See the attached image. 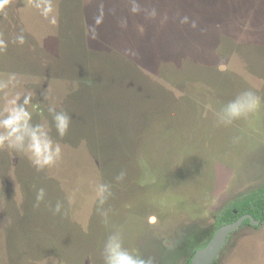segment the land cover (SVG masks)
<instances>
[{"label":"rangeland","instance_id":"rangeland-1","mask_svg":"<svg viewBox=\"0 0 264 264\" xmlns=\"http://www.w3.org/2000/svg\"><path fill=\"white\" fill-rule=\"evenodd\" d=\"M34 3L0 9V81L15 78L0 111L31 93L32 121L62 155L37 171L0 148V264H104L116 230L155 264H188L216 215L264 186V0H52L55 23ZM244 90L259 108L218 124ZM51 105L71 116L63 138ZM211 264H264V222L232 233Z\"/></svg>","mask_w":264,"mask_h":264},{"label":"clouds","instance_id":"clouds-1","mask_svg":"<svg viewBox=\"0 0 264 264\" xmlns=\"http://www.w3.org/2000/svg\"><path fill=\"white\" fill-rule=\"evenodd\" d=\"M8 0H0V9H3ZM34 6L40 10V14L51 23H55L52 0H35ZM137 9H133L136 11ZM183 22H187V17ZM193 22V27H195ZM13 43L24 44L25 37L20 34L15 37ZM7 47V42L0 39V50ZM14 77L8 81H0V89H6L10 84H14ZM32 103V94H17L7 101L6 106L0 111V148L7 147L17 153L25 154L37 171L54 165L62 155V148L59 142L50 135V128L47 123H33L32 112L29 106ZM261 104L259 97L252 90L240 92L234 99L228 101L217 113V123L221 125H231L235 120L247 118L250 113H254ZM51 114L52 123L59 137L63 138L69 131L71 116L64 110H57L55 105L48 107ZM238 139V138H237ZM121 172L117 180L124 177ZM96 193L99 204L103 205L111 195L110 185L100 183L96 186ZM45 198V190L40 188L36 195L37 206ZM62 203L57 202L53 212L60 213ZM104 222L108 223V214L103 212ZM104 264H155L152 257L144 258L134 252L129 251L124 246L122 235L119 230L111 232L103 244L102 250Z\"/></svg>","mask_w":264,"mask_h":264},{"label":"trees","instance_id":"trees-1","mask_svg":"<svg viewBox=\"0 0 264 264\" xmlns=\"http://www.w3.org/2000/svg\"><path fill=\"white\" fill-rule=\"evenodd\" d=\"M245 214H252L256 220L264 222V186L229 204L216 215L215 226L218 228L226 223L234 222ZM247 224H251L250 219L245 220L241 227Z\"/></svg>","mask_w":264,"mask_h":264},{"label":"water","instance_id":"water-1","mask_svg":"<svg viewBox=\"0 0 264 264\" xmlns=\"http://www.w3.org/2000/svg\"><path fill=\"white\" fill-rule=\"evenodd\" d=\"M247 219H250L253 225H259L261 223L252 214H245L234 222L221 225L217 228L214 234L215 236L212 237L209 243L194 254L191 264L213 263L225 247L229 236L238 230Z\"/></svg>","mask_w":264,"mask_h":264},{"label":"flooded vegetation","instance_id":"flooded-vegetation-1","mask_svg":"<svg viewBox=\"0 0 264 264\" xmlns=\"http://www.w3.org/2000/svg\"><path fill=\"white\" fill-rule=\"evenodd\" d=\"M192 261V260H191Z\"/></svg>","mask_w":264,"mask_h":264}]
</instances>
